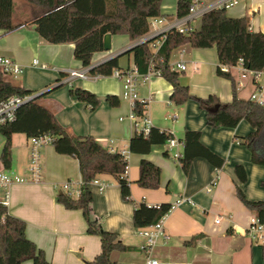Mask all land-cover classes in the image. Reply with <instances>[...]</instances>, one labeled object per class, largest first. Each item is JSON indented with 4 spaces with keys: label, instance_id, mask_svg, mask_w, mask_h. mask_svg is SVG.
<instances>
[{
    "label": "crops",
    "instance_id": "1",
    "mask_svg": "<svg viewBox=\"0 0 264 264\" xmlns=\"http://www.w3.org/2000/svg\"><path fill=\"white\" fill-rule=\"evenodd\" d=\"M12 18L21 23L12 31L0 29V55L9 56L24 67L19 79H9L27 89L45 93V104L58 119L77 135H90L107 148L126 151L127 163L125 177L130 181V199L120 196L118 180L107 173H99L94 178L107 183L103 190L98 184L89 183L92 201L90 213L103 229L118 233L119 240L131 247L126 251H113L111 259L118 264H144L146 253L140 249L145 237L132 225L133 208L143 201L145 204L158 205L173 203L180 197L189 200L171 207L161 219L164 232L169 235L166 243L159 239L151 249V256L159 264H264L262 244H256L244 235L249 219L254 214L238 198L236 187L246 198L264 200V165H258L250 159V152L242 143L241 137L252 130L247 120L242 119L235 127H210L206 123V111L196 98L216 95L223 103L232 97V80L239 98L249 97L253 85L244 80L243 87L237 88L239 69L230 68L231 77L224 78L216 73L219 65L216 47L192 48L179 46L169 59L174 65L178 59L184 69L180 82L189 87L194 98L175 105L170 100L171 84L160 75H152L138 86V97L147 99L145 113L151 125L172 133L180 140L186 129L200 130V141L222 160L220 167H213L204 158L193 160L187 172L180 163L171 160L166 142L154 145L148 154L130 152L129 141L138 133V126L129 119V103L122 99V81L110 75H98L92 79H75L72 85L60 84L58 80L65 69L80 68L81 61L74 57L73 43L54 44L43 41L35 30L34 21L44 9L24 0H13ZM178 0H162L161 23L149 27L145 35L130 39L126 35L112 34L110 50L97 51L91 61L112 58L119 53L120 69L136 67L132 46L151 35L172 20L176 14ZM204 4L216 0H190ZM228 1V0H227ZM227 15L245 18L248 28L254 32H264V0H238L225 8ZM199 24H200V19ZM193 24L195 28L199 27ZM182 51L179 55L178 52ZM39 59L48 64L47 70L33 66L31 60ZM171 58V57H170ZM82 87L95 94L100 102L90 109L69 94V88ZM107 95H116L119 104L112 107L106 100ZM41 103V102H40ZM4 136L0 133V153ZM31 141L25 134L16 132L11 138L10 167L3 166L13 176L23 180L11 183L9 187V214L25 221V233L37 247L41 248L48 261L55 264H95V256L100 253V237L88 232L87 222L80 209L65 208L56 200L57 191H63L61 185L71 182L73 188L81 185V176L77 159L71 155H62L55 151L52 144L39 147L40 171L32 178L30 165ZM183 150V146L180 147ZM167 152V153H165ZM145 158L160 167V185L146 189L136 182L140 159ZM242 165L246 181L236 176L235 166ZM215 180V181H214ZM214 181L209 192L206 187ZM64 192V191H63ZM221 216L218 223L215 218ZM141 253V256L138 255ZM20 264H32L30 260Z\"/></svg>",
    "mask_w": 264,
    "mask_h": 264
},
{
    "label": "trees",
    "instance_id": "2",
    "mask_svg": "<svg viewBox=\"0 0 264 264\" xmlns=\"http://www.w3.org/2000/svg\"><path fill=\"white\" fill-rule=\"evenodd\" d=\"M44 9L34 21L35 30L43 41L54 44L73 43L74 57L87 65L94 53L103 50L105 34L126 35L130 39L140 38L149 29L153 17L161 16L162 0H24ZM190 0H178L176 14L184 15ZM13 0H0V29L12 31L21 23L12 18ZM192 48L216 47L219 65L216 73L230 78V72L220 70V65H232L242 58L248 68L261 70L264 67V32H254L248 28L246 19L227 15L224 8L213 7L200 18L199 27L189 34L171 30L167 32L160 48L154 52L149 42L132 46L127 53H132L133 62L140 73H145L149 66L159 71L160 76L172 86L170 100L179 105L191 98L189 87L180 82V72L169 63L172 52L179 46ZM114 67L119 68L118 56H114L92 69L93 74L110 75ZM0 89L3 95L31 94L36 92L0 77ZM69 94L78 101L94 109L100 100L91 91L82 87L69 88ZM232 99L223 103L216 95L196 98L206 111V123L210 127H235L246 119L252 130L241 137L242 143L250 152L253 163L264 165V105H257L249 98L241 99L236 94L232 80ZM33 100L21 105L15 112V119L0 124V133L4 136L0 160L6 168L11 165V138L16 132L28 138L43 134L53 136L51 144L55 151L62 155H71L77 159L81 176L80 194L70 196L57 191L56 200L66 209H80L87 222L89 233L100 237L101 251L93 260L95 264H118L111 259L113 251H126L131 247L119 240L118 233L103 229L90 213L92 201L89 183L99 173H107L118 180L120 196L130 199V181L125 173L127 163L122 154L110 151L90 135H77L66 126L61 125L53 112L38 101ZM106 100L112 107L119 104L116 95H107ZM215 104L218 108L209 111ZM134 112L140 117L143 105L136 102ZM201 131L186 129L180 138L183 145L179 159L184 172H187L193 160L204 158L213 167H220L224 160L212 152L200 141ZM172 133L151 126L147 136L134 134L129 141L130 152L148 154L154 145L164 144ZM179 140V141H180ZM167 153V152H165ZM137 184L143 188L155 189L160 185V167L149 159L139 161ZM236 176L241 182L246 181L242 165L235 166ZM264 186V181L261 183ZM236 193L243 205L250 209L261 220L264 218V200L246 198L240 188ZM171 205L167 202L158 205H147L143 201L133 208L132 225L145 228L161 220L168 213ZM26 223L21 218L9 214L6 206L0 205V264H20L30 260L32 264H55L48 261L43 250L37 247L25 233ZM264 258V244H262Z\"/></svg>",
    "mask_w": 264,
    "mask_h": 264
},
{
    "label": "built area",
    "instance_id": "3",
    "mask_svg": "<svg viewBox=\"0 0 264 264\" xmlns=\"http://www.w3.org/2000/svg\"><path fill=\"white\" fill-rule=\"evenodd\" d=\"M238 0H216L210 4H204L201 2L193 1L188 7L187 12L184 15L175 16L172 20H168L167 23L162 26L160 29L156 30L151 35L142 39L138 44L149 42L150 47L153 51L156 52L160 47L162 41L164 40L167 32L171 30L178 31L182 34H189L194 31L195 26L193 22L196 19H200L202 15L210 10V8H226ZM165 18L163 16L153 17L149 22V27L155 23H161ZM179 55L182 54V51L178 52ZM104 60L90 61L89 64L83 65L80 68L74 69H65L64 73L61 75L60 79L57 81L58 84H69L72 85V81L75 79H92L101 74H93L91 71L93 68L100 64ZM174 65H171L173 69H184L185 64L181 59L174 62ZM33 66L39 67L42 70H47L49 68L56 69L55 67H50L48 64L40 62L39 59L33 58L31 60ZM236 67L239 69L238 78L239 81L236 82L237 88L243 87L244 80L248 79L253 85V89L250 91L249 100L254 102L257 105H264V67L261 70H255L248 68L244 65L242 58L237 59L236 64L232 65H220V70L223 72H228L230 68ZM25 67L19 63L17 60L0 55V77L4 79H16L24 73ZM160 75L159 71L156 70L152 65L148 67L145 73H140L137 67H129L128 69H120L114 67L111 71L110 76H114L120 81H122V92L121 97L123 100L127 101L130 106L129 119H131L138 126V133H142L144 136H147L150 132L151 121L146 110L147 99L138 97V86L141 82L146 83L150 76ZM48 89V88H47ZM38 92H33L31 94H11L3 95L0 89V124H5L11 122L15 119L16 110L23 104L33 100L37 97ZM136 102H140L143 105V114L138 117L134 112V107ZM53 136L50 134H43L39 136H34L30 138L31 141V151H30V165H31V174L32 178H37L40 165V151L39 147L51 143ZM167 150L170 152L169 156L172 161L180 163L179 159L182 155V141L170 137L166 141ZM116 150V149H115ZM113 148H110V151L115 152ZM122 156L125 158L126 151H119ZM23 180L20 177L13 176L9 171L5 169L0 170V205L6 206L9 203V187L14 181ZM215 181V180H214ZM214 181L206 187V192H209L214 185ZM91 183L98 184V189L103 190L107 183L99 182L93 178ZM80 186L73 188L71 182L66 181L61 185L62 190L73 197L79 196L81 190ZM189 200L185 197L178 198L171 207L180 205L183 201ZM170 207V208H171ZM221 219V216L215 218L216 223ZM139 234L145 237V242L140 246V249L146 253L145 263L144 264H159L158 260L151 256V249L156 245L157 240H161L162 243H166L169 238V235L164 232L162 227L161 220L145 228H137ZM244 235L249 237L250 240L256 243L264 244V218L261 220L257 215L252 214L247 228L244 230Z\"/></svg>",
    "mask_w": 264,
    "mask_h": 264
},
{
    "label": "water",
    "instance_id": "4",
    "mask_svg": "<svg viewBox=\"0 0 264 264\" xmlns=\"http://www.w3.org/2000/svg\"><path fill=\"white\" fill-rule=\"evenodd\" d=\"M110 37H111V34H109V33L105 34V36H104V39H103V47L102 48L105 51H109L111 49L110 48ZM118 54L119 53L114 54V55H112V57L117 56ZM58 85H60V84H58ZM49 89H51V87H48V89L42 90L41 92H38L37 96L44 95L45 93L48 92ZM217 108H218V104H215L212 108L209 109V111L215 110Z\"/></svg>",
    "mask_w": 264,
    "mask_h": 264
},
{
    "label": "rangeland",
    "instance_id": "5",
    "mask_svg": "<svg viewBox=\"0 0 264 264\" xmlns=\"http://www.w3.org/2000/svg\"><path fill=\"white\" fill-rule=\"evenodd\" d=\"M16 1H17V0H16ZM193 24L198 25V24H199V20H198V19L194 20ZM172 53H174V52H172ZM174 55H175V54H173V55L171 56L170 60H173V58H176V56H174ZM181 74H182V73L180 72V75H181ZM20 77H21V75H20L19 77H17V79H19ZM37 92H41V91H37ZM45 96H46V95H42V96H40V97L38 98V101L41 102L42 104H45V99H44ZM254 243H256V242H254ZM256 244H260V243H256ZM138 255L141 256V253L138 252Z\"/></svg>",
    "mask_w": 264,
    "mask_h": 264
}]
</instances>
